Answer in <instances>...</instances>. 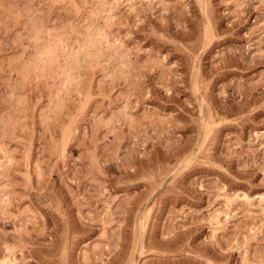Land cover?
Listing matches in <instances>:
<instances>
[{"label": "rangeland", "instance_id": "rangeland-1", "mask_svg": "<svg viewBox=\"0 0 264 264\" xmlns=\"http://www.w3.org/2000/svg\"><path fill=\"white\" fill-rule=\"evenodd\" d=\"M5 259L264 264V0H0Z\"/></svg>", "mask_w": 264, "mask_h": 264}, {"label": "bare ground", "instance_id": "bare-ground-1", "mask_svg": "<svg viewBox=\"0 0 264 264\" xmlns=\"http://www.w3.org/2000/svg\"><path fill=\"white\" fill-rule=\"evenodd\" d=\"M9 257H10V256H9ZM4 258H5V257H4ZM8 260H9V259H8ZM8 260H7V261H8ZM0 262H1V261H0ZM0 264H7V263H6V259H5V260H3V262H2V263H0Z\"/></svg>", "mask_w": 264, "mask_h": 264}]
</instances>
